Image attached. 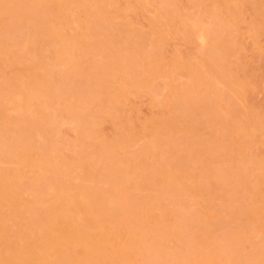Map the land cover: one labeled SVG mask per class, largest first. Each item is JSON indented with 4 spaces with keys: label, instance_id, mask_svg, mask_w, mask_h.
<instances>
[{
    "label": "rangeland",
    "instance_id": "374dc122",
    "mask_svg": "<svg viewBox=\"0 0 264 264\" xmlns=\"http://www.w3.org/2000/svg\"><path fill=\"white\" fill-rule=\"evenodd\" d=\"M0 264H264V0H0Z\"/></svg>",
    "mask_w": 264,
    "mask_h": 264
}]
</instances>
